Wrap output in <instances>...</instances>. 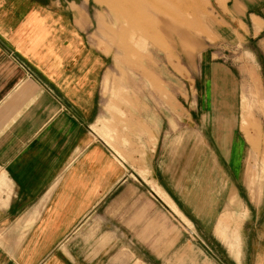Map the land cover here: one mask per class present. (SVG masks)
Segmentation results:
<instances>
[{"label":"crops","instance_id":"obj_1","mask_svg":"<svg viewBox=\"0 0 264 264\" xmlns=\"http://www.w3.org/2000/svg\"><path fill=\"white\" fill-rule=\"evenodd\" d=\"M87 26L74 0H0V264H264V237L237 216L241 110L205 109L197 130L141 111L117 153L92 130L110 132L109 60Z\"/></svg>","mask_w":264,"mask_h":264},{"label":"rangeland","instance_id":"obj_2","mask_svg":"<svg viewBox=\"0 0 264 264\" xmlns=\"http://www.w3.org/2000/svg\"><path fill=\"white\" fill-rule=\"evenodd\" d=\"M74 1L80 16L85 15L89 43L109 60L100 86L98 119L110 132L104 139L96 122L92 127L96 136L118 153L119 146L134 147V121L141 111H158L160 126L197 130L203 126L205 109L229 108L236 115L241 110L248 141L240 135L244 148L237 216L250 229L249 241H260L264 237V0H238L243 9L259 12L255 15L263 23L261 30L259 22L253 28L247 14L242 19L233 15L235 0ZM209 61L223 66V74L218 70L213 74L206 65ZM212 76L223 85H211ZM210 94L222 95L215 106L207 101ZM253 140L262 142L261 147L252 149Z\"/></svg>","mask_w":264,"mask_h":264}]
</instances>
